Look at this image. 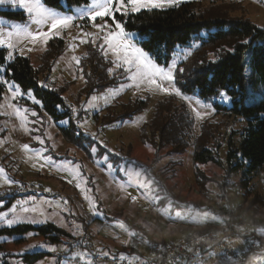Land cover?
<instances>
[{"label":"rangeland","instance_id":"obj_1","mask_svg":"<svg viewBox=\"0 0 264 264\" xmlns=\"http://www.w3.org/2000/svg\"><path fill=\"white\" fill-rule=\"evenodd\" d=\"M41 2L45 7L56 11L57 13L77 16H79L81 10H92L93 4V0H88L85 4L68 7L65 2H63V7L58 9L47 6L43 0H41ZM192 2H200L205 6H208L213 2H220L225 6L235 2L230 4V15L232 17H247L258 28L264 30V0H180L178 5ZM172 7L174 6H167L163 9H143L141 11L167 10ZM19 12H22L25 18H16L15 16ZM132 14L136 13H129L128 15H121L118 13L117 20L123 23L126 32L132 34L131 39L133 43L142 47L141 41L143 40V37L136 31L128 29L126 26L128 16ZM105 19L107 23L112 24L110 19ZM0 20L4 21L3 24H0V30L4 33H7L8 31L14 32V24H19L21 27H27L30 30H36L39 27L33 22L32 18L29 17V14L25 10L13 7L9 4L0 5ZM96 23L100 24L102 21L98 19ZM44 30L47 29L45 28ZM84 33L97 36L96 42L93 43L91 36H85ZM103 35L104 33L98 32L97 28L92 25V22L89 21L87 17L83 20H76L70 28L62 30L55 38L63 40L65 45L64 53L59 57L53 72L48 77V80H46V82L40 80L39 82V85L44 89L50 87L53 88V86L61 87L60 89L63 90L68 89L65 93L68 103L73 104V106L79 105L80 103L81 106L75 108L77 111L76 113H79V115L82 114L78 120L80 128L86 134L94 137V139L80 137L81 139H79V143L82 147L68 144L66 140L63 139L58 131V127L65 126L64 122L57 123L56 125L43 113V110L40 107L33 105L30 106V109L19 104V101L24 100L33 102L34 97L31 91L27 92V95H23L25 92L20 89L22 95L16 99H12L11 93L5 85L6 91L2 102L0 103V169L4 170L0 173V216L7 213L9 219L15 216L25 222L15 224L12 227H8L6 221L0 222V264H58V260H55V256L56 254L64 253L67 250L66 246H49L45 239L42 236L37 235L34 231L14 232L13 234H8L3 233L2 230H9L19 225L38 227L51 223L69 231L73 230V235L80 239V237L83 236L82 225L73 222L75 219H73V221H67L64 219V215L70 212L78 217L81 216L85 219L86 223L97 219L96 222L89 226L87 234L84 235H88L86 238L88 239L89 244L87 245V240L86 242L84 240V244L87 245V247L89 246L87 251L86 249H83L80 250V253L69 256V260L72 259L73 264L76 261L81 263L86 262V264L93 262L95 259L93 258V251L99 252L102 248H106L105 252L107 255H98V257L100 259L108 257L109 260L101 262L99 259L97 264H114L113 260L115 255L110 254V249L113 244L115 245V249L112 251L118 249L114 240L118 242L117 245L119 248L121 247V243L124 244L129 240L121 231L122 228H126L125 224L127 225V223L120 221L121 217L123 219H130L136 227L143 228L141 231L146 235L150 242H153V240L170 241L168 238L171 239L176 235L179 238L180 234L177 233L184 227L186 229L197 231L202 227L208 228L213 226L220 220L218 216L220 209L239 210L241 212L240 209H234L235 206H238L241 203L240 192L238 189H232L227 200L222 201L217 197L216 182H219L222 179V177H219L222 175V170H220V167L216 164L208 163L201 166V169L206 172L209 177H213L212 180H215V182L209 183L206 187L210 190L209 193L205 194L206 189H200L195 185L191 156L192 151H189V153L185 155L181 162L184 166L179 167V174L174 178L175 182H171L172 184L176 182H179L180 184L176 185L175 189H173V186L168 181V187H170L173 192L170 199H167L165 207L167 209L175 208V213H180V217H176L172 222L167 219V215L163 211L164 209L161 208L162 210H160L157 207L160 199L164 198V196L161 194L157 195L150 186L152 183L154 186L155 181L153 180H160V178H163L160 173L161 169L166 166L167 159L157 165L152 163L153 166H150L149 174L147 172L151 177L142 174L143 170L147 168L150 162L154 161L155 155L152 154L151 150L141 147L139 129L145 122L151 119L157 102L175 95L136 88L131 81L125 78V81L117 86L106 89L100 93H94L90 95L89 98H85L87 96L83 95L82 90L80 91L84 85V79L79 72V64L76 63V60H74L73 57L80 60L85 54L86 45L89 43L100 47ZM13 41L14 43L17 41L15 36L13 37ZM81 41L87 42L82 43ZM49 42L47 45H44L43 42L32 44L28 41L21 40L17 45V51L14 53V57L21 56L30 58L33 66L39 68L40 56L46 50ZM255 43L260 44L262 42L257 41ZM192 46L193 44L190 46L191 48H178L176 55L172 58L169 65L160 66L169 67L173 63L178 66L190 56L194 49ZM1 49L6 51L7 63H11L15 60V58L12 60L7 59L9 51L7 48ZM20 49H23L22 55ZM29 49H31V51H29ZM107 58L112 62L115 59L110 52ZM116 70L123 69L116 68L114 65V71ZM246 75L248 92L250 96H252L257 92L253 90L252 84L254 79L252 80V74L249 69H247ZM0 77L7 79L5 77V72L1 73ZM9 82L12 81L9 80ZM93 96L96 97L95 100L92 99ZM187 96L190 97L191 103L180 97H175L179 102H183L187 105L195 121V129L198 132L199 125L205 120L211 118L214 115L215 110L211 103L204 102L197 96ZM119 98L122 99V101L141 99L147 101L148 105L144 112L137 114L132 120L106 127V129H102V131L98 132L97 127L94 124V113L102 111L114 100ZM78 99H80L79 103ZM196 101H199V104H197ZM217 101L220 104H225L227 106L231 105V101L225 102L221 97H219ZM204 105H207V108H205ZM80 107L84 108L83 111H81L82 108ZM16 108L21 109L25 115V123H21ZM192 108H196L202 112H208L209 114L204 119L198 120L192 112ZM32 111L37 113L39 120H37V117L31 115ZM221 119H224V125L228 123L229 128L236 132L241 131L245 127V122L242 119L227 118V116ZM37 137L43 139L44 144H40ZM237 137L239 136L236 134L235 141ZM96 142L100 146L107 148L112 154L106 149L101 148ZM25 144L29 145L27 151L24 149ZM93 149H95V151H93ZM37 153L39 154L38 157L35 155ZM107 153L111 156H108ZM224 155L225 152L222 150V156L224 157ZM48 156L52 157L51 162L46 160V157ZM97 156H104L105 159L98 162V160H96ZM135 159L141 163V168L138 170L132 166V161L135 162ZM109 160L115 163L119 161L123 165L114 168ZM42 164L43 167H41ZM128 164H130V166H126ZM109 165H111V168ZM38 176H43L41 182L38 183L39 185L43 188L50 187V189L52 188L54 191L59 189L60 181L74 185L78 191L80 190L83 192L84 203H82V207H79L76 204H72V206H63L51 199L52 197L45 196L42 192L34 191L27 192L26 194L28 195L25 197H17L12 201V205L8 204V198L23 193L20 192V189L24 188L25 185H34ZM8 180H14L16 183L9 184L7 183ZM253 183L255 190L261 195H264L263 172L255 178ZM121 184L126 186V190L121 188ZM142 185H148L149 187H142ZM175 195L180 197L176 198ZM79 196V193L76 192V199ZM133 197H136L135 201L133 200ZM155 197H159V199L154 203ZM97 198L99 199V205L97 208L100 206L107 211L114 209L115 212L112 211V218L120 220L110 223V225L108 222H105L103 215L99 217L94 216V210H98L94 206L98 200ZM187 201L191 204H183L185 206L183 209H180L175 205L182 202L186 203ZM84 206L85 212H83ZM13 207L16 208L15 213L12 212ZM200 207L203 209L207 208L208 210L200 211ZM24 208H34L36 211L24 212ZM205 212H208L210 216H215L216 219H202L203 213ZM33 219L46 222H27L28 220ZM137 220L142 222H136ZM99 236L106 239V243H97ZM89 238L90 240L92 239V244L90 243ZM78 239L76 240L75 238L77 243H79ZM63 241H67V239L64 238ZM130 243L135 244L137 248H141L143 254L147 255V248L144 245L136 243L133 240H131ZM92 245L94 247L93 249ZM52 248H55L56 251L53 252L51 250ZM43 252L49 253V256H44L35 262L26 261L25 259L26 255ZM121 257L127 260H136L132 257ZM121 257H118V259L123 260ZM254 257L256 256H252V261L247 260L246 264H264V255L257 256V259H254ZM69 260H65L60 264H70Z\"/></svg>","mask_w":264,"mask_h":264},{"label":"trees","instance_id":"obj_2","mask_svg":"<svg viewBox=\"0 0 264 264\" xmlns=\"http://www.w3.org/2000/svg\"><path fill=\"white\" fill-rule=\"evenodd\" d=\"M43 1L47 6L58 9L63 7V2L68 7L88 2V0ZM230 4L225 6L220 2H213L205 6L200 2L182 3L167 10L141 11L129 15L126 21L128 29L136 31L143 37L142 47L159 65L168 66L178 48H191L193 44L194 49L190 56L177 66V86L181 87L185 95L197 96L200 100L211 103L215 110L211 118L199 125L197 132L195 121L187 105L179 102L175 96H171L157 102L151 119L139 129L141 147L151 150L155 155L154 161L143 170L146 176L151 177L148 174L150 166H153L152 163L157 165L167 159L166 166L161 169L160 173L163 178L153 180L155 181L154 186L152 183L150 187L157 195L164 196L157 207L160 210L164 209L170 221L176 219V213L175 208L165 207L167 199H170L173 192L168 187V181L173 189L180 184L171 182H175L174 178L179 174V167L184 166L181 162L189 151H192L193 174L197 187L206 189L205 194L209 193L210 190L206 187L215 180H212L213 177H209L201 166L208 163L216 164L222 170V175L219 176L222 179L216 182L217 197L222 201L227 200L232 189H238L241 203L234 209H240L244 215L250 217H264V195L255 190L253 183L259 174L264 173V30L258 28L247 17H232ZM15 17L25 18L22 12ZM257 41L262 43L256 44ZM64 49L63 40L58 38L50 40L46 50L40 56V66L36 68L30 58L21 56L7 63L6 51L0 48V66L7 70L5 77L8 80L14 82L25 93L31 91L34 100L39 102L24 100L25 102L19 101V104L27 108L33 105L40 107L56 125L64 122L65 126L58 127L63 139L68 144L82 147L79 143L80 137L93 139L94 137L80 128L78 120L82 114L79 115L77 111L73 112V109L81 106L80 99H78L79 105L73 106L65 97L68 89L63 90L60 89L61 87L54 86L44 89L39 85L40 80L45 82L48 80L59 57L64 53ZM78 67L84 79V85L80 91L82 90L83 95L87 96L85 98L125 81V76L122 75L123 70L114 71L113 62L101 52L98 45L95 46L92 43L86 45L85 54L80 58ZM180 68L184 70L182 73L178 71ZM247 69L252 74V80L254 79L253 90L257 92L252 96L248 92ZM5 91V85L0 84V103ZM225 91L231 97L230 106L217 101L220 97L219 93ZM147 105V101L141 99L122 101L119 98L114 100L107 108L94 113L93 119L97 131L100 132L106 127L132 120L134 116L144 112ZM226 116L242 119L245 127L237 132L231 130L228 123L224 125V119H221ZM236 134L239 137L235 141ZM100 147L109 151L105 147ZM222 150L225 152L224 157ZM109 152L112 154L111 151ZM103 158L105 157L97 156V159ZM109 162L114 168L121 165L119 161V163L110 160ZM132 162V166L141 168V163L136 159ZM36 179L35 182L39 183L43 176H38ZM17 197L21 195L8 198V204L12 205V201ZM175 197L180 196L175 195ZM183 204L191 203L187 201L175 205L183 209L185 207ZM199 210L207 211L208 209L200 207ZM169 216L172 219H169ZM64 218L67 221L70 220L68 215ZM109 220L115 222L120 219ZM72 221L82 225L83 235H86L89 226L97 220L86 223L81 216L74 215ZM120 221L128 222L122 217ZM126 229L128 233H135L143 228L127 223ZM26 231L36 232L45 239L49 246L64 245L67 250H70L72 243L78 239L72 231L51 223L38 227L19 225L9 230H2L3 233L8 234ZM184 231L189 233L193 230L184 227L177 234ZM143 235L149 241L144 233ZM176 236H173L172 240L168 239L178 242ZM64 238L67 241H63ZM127 238L132 240L129 236ZM82 248L85 249L83 246ZM105 249L103 248L100 253L105 252ZM44 256H49V253L29 254L25 256V259L35 262Z\"/></svg>","mask_w":264,"mask_h":264},{"label":"snow or ice","instance_id":"obj_3","mask_svg":"<svg viewBox=\"0 0 264 264\" xmlns=\"http://www.w3.org/2000/svg\"><path fill=\"white\" fill-rule=\"evenodd\" d=\"M180 0H93L92 10H81L79 16L77 15H64L57 13L47 7L41 2V0H0V5L9 4L13 7H18L25 10L29 17L32 18L33 22L39 26L36 30H30L27 27H21L19 24H14V32L8 31L4 33L0 30V48H7L8 55L7 59H14V53L17 51V45L21 40L28 41L32 44L43 42L44 45L58 36L62 30L70 28L73 23L80 19L83 20L85 17L92 22V25L97 28L98 32L104 33L102 36V43L100 45V50L107 57L109 52L115 57L113 63L116 68L123 69L122 75L125 78L132 82L136 88H143L151 92H162L168 95H175L180 97L185 101L191 103L190 97L185 95L181 91V87L177 86V66L173 63L169 67L160 66L149 52L145 51L144 48L137 46L136 43H133L130 33L126 32L123 23L117 20V14L128 15L129 13H138L143 9H163L167 6H178ZM108 18L112 21V24L107 23L106 19ZM102 21V23L97 24V20ZM4 21L0 20V24H3ZM47 30H44V29ZM85 36H91L93 43L96 42L97 36L84 33ZM17 38V41L14 43L13 37ZM86 43L87 41H81ZM245 43H248L245 41ZM31 51V49H29ZM22 55L23 49H20ZM76 60V63L79 64V60L73 57ZM7 70L0 66V73H4ZM83 70L81 69V72ZM111 71V69L109 70ZM180 73L184 70L183 68L178 69ZM0 84L7 86L8 91L11 93L12 99H16L21 96L22 93L20 88L14 83L9 82V80L0 77ZM46 86V85H43ZM122 87V85H121ZM23 95H27L24 93ZM220 97L228 102L231 100V97L225 92L219 93ZM93 100L96 99L95 96L92 97ZM34 103H39L38 101L33 100ZM199 104V101H196ZM207 108V105H204ZM76 110L73 109V112ZM16 112L19 115L21 123L26 122V117L21 111V109L16 108ZM192 112L195 114V117L198 120L204 119L209 113L202 112L196 108H192ZM32 116L37 117V113L32 111ZM39 120V117H37ZM37 140L40 144H44V140L37 137ZM24 149L27 151L29 145L25 144ZM95 151V149H93ZM37 157L39 154H35ZM46 160L51 162L52 157H46ZM43 167V164L41 165ZM111 168V165H109ZM4 170L0 169V173ZM7 183L15 184L14 180H8ZM121 188L126 190V186L121 184ZM142 187H149L148 185H142ZM136 197H133L135 201ZM159 197L154 198V203L158 200ZM170 203V202H169ZM24 212H35L34 208H24ZM12 212H16V208H12ZM42 215V214H41ZM94 216H101L102 213L99 210H94ZM177 218L180 217V213H176ZM169 219H172L169 216ZM202 219H211L215 220V216H210L208 212L203 213ZM6 221L8 227H12L15 224L25 222L22 219H18L15 216L11 219L8 218V214L4 213L3 216H0V222ZM28 223H37V222H46V221H37L35 219L28 220ZM196 222V221H194ZM223 222V221H221ZM42 247V246H41ZM53 252L56 251L55 248L51 249ZM22 255V254H21ZM107 255V253H104ZM123 259V257H121Z\"/></svg>","mask_w":264,"mask_h":264},{"label":"built area","instance_id":"obj_4","mask_svg":"<svg viewBox=\"0 0 264 264\" xmlns=\"http://www.w3.org/2000/svg\"><path fill=\"white\" fill-rule=\"evenodd\" d=\"M42 192L43 195L53 196L50 188H43L38 183L25 185L20 192ZM219 222L205 229L192 231L183 236L178 242L153 240L148 241L142 231L128 233V236L147 248V258L134 261L115 257L114 264H193L196 261H208L204 251L216 249L226 259H233L236 264H246L254 255L264 254V217H250L239 210H223L218 212ZM223 221V222H221ZM254 234V239L250 240ZM244 239L245 249L237 253L232 243L234 239ZM89 247V246H88ZM95 264L98 260L94 261ZM75 264H86L75 262Z\"/></svg>","mask_w":264,"mask_h":264},{"label":"crops","instance_id":"obj_5","mask_svg":"<svg viewBox=\"0 0 264 264\" xmlns=\"http://www.w3.org/2000/svg\"><path fill=\"white\" fill-rule=\"evenodd\" d=\"M61 159V158H60ZM105 158H103V159H96V160H98V162H100V161H102V160H104ZM121 165H123V164H121ZM126 166H130V165H126ZM136 170H138L139 168H137V167H135V166H133ZM142 174L143 175H145V173L144 172H142ZM42 180V179H41ZM60 186H59V189L57 190V191H54V189H52V191H53V196H51L52 198L51 199H53L56 203H60V204H62L63 206H67V205H70V206H72V204H76L77 206H79V207H82V203H84L83 201V192L82 191H78L77 189H76V187L74 186V185H70V184H68V183H66V182H64V181H60ZM90 185V184H89ZM46 188H50V187H46ZM60 190V191H59ZM94 190V189H93ZM27 192H30V191H24L23 193H20V195H21V197H25L26 195V193ZM76 192H78L79 193V197H77V199H76ZM95 193V192H94ZM96 194H97V192H96ZM19 194H18V196H20ZM45 196H47V195H45ZM49 197V196H48ZM98 199V198H97ZM98 201H99V199L97 200V202H96V205H94L96 208H97V206L99 205L98 204ZM99 211H101V212H103L102 213V215H103V217H104V219H105V222L107 223H113V221H110L109 219H112V211L113 212H115V210L114 209H111V210H109V211H107L106 209H104L103 207H98L97 208ZM83 212H85V206L83 207ZM105 213H106V215H105ZM66 215H68L69 217H70V221H72V217L74 216V214L72 213V212H70V213H68V214H65L64 216H66ZM121 217V216H120ZM65 220H66V218H64ZM92 219V218H91ZM97 220V219H96ZM127 223H129L130 225H135L134 223H133V221L132 220H130V219H127ZM90 222H92V220L91 221H89V223ZM136 222H142V221H140V220H137ZM144 222H146V221H144ZM124 223V222H123ZM148 223V222H147ZM78 225H80V224H78ZM111 225V224H110ZM173 225V224H172ZM125 226L127 227V225L125 224ZM129 228V227H128ZM125 229V230H124ZM200 229H205V228H200ZM199 229V230H200ZM127 229L126 228H122V233L124 234V235H127L128 236V232L126 231ZM73 231V230H72ZM122 234V235H123ZM187 234V232L185 231V232H183V233H181L180 234V236H179V238L176 236V238L178 239V240H180L183 236H185ZM123 235V236H124ZM88 236V235H87ZM87 236H81L80 237V239H78L79 240V243H77L76 241L73 243V245H72V247H71V249L70 250H66L64 253H61V254H56V256H55V260L57 259L58 260V263L60 264L61 262H63V261H65V260H69V256H71V255H76L77 253H80V250H83V248H82V246L83 247H85V249H86V251H87V249H88V247H87V245L89 244V242H88V239L86 238ZM89 237H91V236H89ZM92 238V237H91ZM175 238V239H176ZM252 239H254V234H252L251 235V238H250V240H252ZM84 240H85V242H86V240H87V245H85L84 244ZM171 240V239H170ZM89 241H90V243L92 244V239L90 240V238H89ZM111 242V241H110ZM97 243H99V244H103V243H106V239H104V238H102V237H100L99 236V239L97 240ZM112 243V242H111ZM114 243L116 244V247L118 248V249H116V251H112L113 249H115L114 247H115V245L113 244L111 247V249H110V254L111 255H115V257H121V256H124V257H132V258H134V259H136V260H134V261H142V260H144V259H146L147 258V255H148V252H147V255L146 254H143V252H142V249L141 248H137V246H135V244H133V243H130V240H127V242L126 243H121V247L119 248L118 247V245H117V241L116 240H114ZM90 244V245H91ZM244 244V239H234L233 240V243H232V247H233V249L237 252V253H239V254H242L243 253V251H244V249H245V244ZM94 247H93V245H92V249H93ZM91 249V250H92ZM103 249V248H102ZM101 249V250H102ZM95 250V249H94ZM101 250L99 251V252H97V251H93V253H94V255H93V258H95L94 260H93V262H89L88 260V262H89V264H95V260H99L100 258L98 257V255H102V256H104V253H106V252H103L102 254L100 253L101 252ZM138 252H140V254H141V256H140V254L138 253ZM131 253V254H130ZM204 256H206V257H208V258H211V260H208V261H196L195 263H193V264H209V263H213V264H236L235 263V261L233 260V259H226V258H224V257H222L221 256V254H220V252L218 251V250H216V249H211V250H206V251H204V254H203ZM252 258V257H251ZM254 259H257V256L256 257H254ZM92 260V259H91ZM101 260V262H104V261H106V260H109L108 259V257L107 258H103V259H100ZM251 261H252V259H250ZM69 263L70 264H73V262H72V259H70L69 260ZM75 264V263H74Z\"/></svg>","mask_w":264,"mask_h":264}]
</instances>
